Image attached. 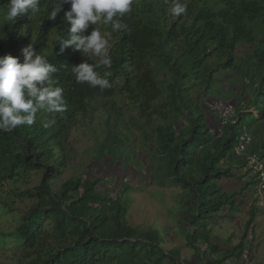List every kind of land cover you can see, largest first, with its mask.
Segmentation results:
<instances>
[{
	"label": "trees",
	"instance_id": "1",
	"mask_svg": "<svg viewBox=\"0 0 264 264\" xmlns=\"http://www.w3.org/2000/svg\"><path fill=\"white\" fill-rule=\"evenodd\" d=\"M175 2L133 0L121 18L126 30L96 25L111 33L112 65L94 69L111 85L101 90L78 83L71 71L84 60L98 63V57L71 47L60 52V42L69 38L66 0H41L39 13L14 22L4 19L8 0H0V55L22 60L21 49L33 43L56 66L52 86L63 89L65 100L63 112L41 110L34 124L0 131V216H12L19 198L35 200L15 216L11 230L0 228V248L16 256L8 264H228L242 258L243 241L224 249L202 221L225 210L233 213L238 196L253 183L244 182L239 192L221 184L248 176L246 157L235 152L242 132L253 137L248 151L264 157V0H178L187 6L179 16L171 12ZM57 7L56 17L48 18ZM211 96L224 97L236 108L237 124L226 125L220 137L210 133L217 120L204 101ZM131 107L146 118L143 138L157 156L154 174L169 177L160 184L180 186L186 196L183 232L203 263H182L179 249L161 248L157 229L128 222L127 193L133 186L123 182L127 187L113 196L101 189L102 178L78 175L54 188V179L68 169L67 139L81 124L91 126L100 110L106 116L105 136L96 144L95 159L118 161L128 135L124 129L132 133L125 117ZM35 175L41 176L39 184L23 189ZM8 184L12 188L6 190ZM251 213L248 228L256 208ZM10 241L14 244L7 248Z\"/></svg>",
	"mask_w": 264,
	"mask_h": 264
},
{
	"label": "rangeland",
	"instance_id": "2",
	"mask_svg": "<svg viewBox=\"0 0 264 264\" xmlns=\"http://www.w3.org/2000/svg\"><path fill=\"white\" fill-rule=\"evenodd\" d=\"M242 53L243 51H240V54ZM224 86L228 87L227 85ZM221 93L224 94V92ZM219 96L217 97L220 98L221 96ZM211 98L213 96L208 97L204 102ZM126 100L129 99L126 97ZM225 101L232 102L230 100ZM103 114L104 112L100 110L91 126L81 124L67 139L69 158L66 160L65 167L68 169L54 179V188L57 189L69 177L78 175H83L84 178H102L101 189L108 190L113 196L127 187V185H123V182L133 186L135 189H130L127 193V197L131 200L127 214L128 222L143 230L157 229L162 238L161 248L166 251L179 249L182 263L185 260L203 263L199 259L201 255L183 232V229L186 228L184 213L188 205L184 203L186 196L182 188L170 183L161 185L160 181H170L169 177L165 172L161 175H156L153 172L157 156L154 154L153 145H147L143 138L146 118L141 116L136 108L131 107L127 110L125 117L127 126L131 128L132 133L124 129L128 135H124L123 148L115 157L119 158L118 161H113L112 156H106L103 162H99L95 159V149L97 142L105 136L106 116ZM210 116L213 117V113ZM123 164H127L125 170ZM40 177V175H35L32 181L27 186L23 185L22 188H32L38 185ZM240 177L239 180L223 179L221 184L227 191L239 192L243 182L248 179L247 175L240 174ZM11 188L12 185L8 184L5 189ZM243 194L238 196L239 208L233 213L230 210H225L218 213L215 219L203 220L202 222L211 228L213 240L224 249L226 245L236 246L241 241L244 242L245 251L242 258L230 259L228 264H264V209H260L256 205L252 186ZM34 203L35 200L33 199H17L12 216L4 213L0 216V228L11 230V227L18 222V218L15 216L21 215ZM253 208H256L257 214L254 223L248 228L246 224L251 217ZM205 224L202 225L205 226ZM13 244V241H10L7 248H11ZM202 246L204 249L206 248V244H202ZM12 254L13 251L0 248V262L3 264L13 263L16 261V256H12Z\"/></svg>",
	"mask_w": 264,
	"mask_h": 264
},
{
	"label": "clouds",
	"instance_id": "3",
	"mask_svg": "<svg viewBox=\"0 0 264 264\" xmlns=\"http://www.w3.org/2000/svg\"><path fill=\"white\" fill-rule=\"evenodd\" d=\"M71 5L64 20L70 24L69 38L60 42V52L71 47L82 56L92 54L99 58L92 64L84 60L73 65L71 71L78 83H88L101 90L110 87L94 69L110 68L109 55L111 33H103L96 25H110L112 32L126 30L122 17L131 11L133 0H66ZM41 0H8L4 19L14 22L27 15L29 19L40 12ZM186 4L175 2L171 12L179 16L186 12ZM60 9L53 8L48 18L54 19ZM90 26L92 30L85 34ZM2 38V37H0ZM22 60L11 54L0 55V131H12L21 125H32L38 111L60 113L65 110L63 89L52 86L55 65L38 54L33 43L21 49ZM54 122V121H53ZM47 126V125H45Z\"/></svg>",
	"mask_w": 264,
	"mask_h": 264
},
{
	"label": "built area",
	"instance_id": "4",
	"mask_svg": "<svg viewBox=\"0 0 264 264\" xmlns=\"http://www.w3.org/2000/svg\"><path fill=\"white\" fill-rule=\"evenodd\" d=\"M211 113L215 116L217 124L212 126L210 133L216 137L223 134L224 127L228 124H237V113L232 102L225 101L218 97H213L206 101ZM253 142L252 134L249 131L242 132L237 138L235 152L245 156L247 164L244 171L248 173L247 181L252 180L254 197L257 205L264 209V157L257 153H250L248 148Z\"/></svg>",
	"mask_w": 264,
	"mask_h": 264
},
{
	"label": "crops",
	"instance_id": "5",
	"mask_svg": "<svg viewBox=\"0 0 264 264\" xmlns=\"http://www.w3.org/2000/svg\"><path fill=\"white\" fill-rule=\"evenodd\" d=\"M213 117H214V116H213ZM234 179H235V180H239V179H241V177H240V176H239V177L237 176V177H234L233 180H234ZM228 180H229V179H228ZM243 184H244V182H243Z\"/></svg>",
	"mask_w": 264,
	"mask_h": 264
},
{
	"label": "water",
	"instance_id": "6",
	"mask_svg": "<svg viewBox=\"0 0 264 264\" xmlns=\"http://www.w3.org/2000/svg\"><path fill=\"white\" fill-rule=\"evenodd\" d=\"M127 168V164H123V169L125 170Z\"/></svg>",
	"mask_w": 264,
	"mask_h": 264
}]
</instances>
